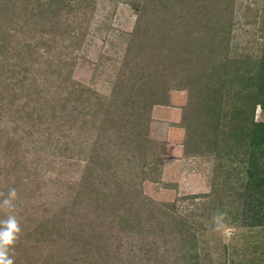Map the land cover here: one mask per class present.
Returning <instances> with one entry per match:
<instances>
[{"label": "trees", "instance_id": "obj_1", "mask_svg": "<svg viewBox=\"0 0 264 264\" xmlns=\"http://www.w3.org/2000/svg\"><path fill=\"white\" fill-rule=\"evenodd\" d=\"M100 1L0 0V99L4 86L12 95L0 103V193L19 194L15 264H201L198 227L213 224L217 191L173 202L144 193L167 160L166 143L149 137L153 111L172 90L188 91L177 125L185 157L228 159L240 197L226 220L263 228L264 121L255 115L264 105V20L262 53L240 59L231 48L237 0H114L135 13L131 32L96 27ZM97 33L117 54L100 55L87 85L74 69ZM115 37L127 41L122 51ZM109 63L103 94L97 76ZM38 145L85 162L81 179L59 183L51 199L50 162L31 157Z\"/></svg>", "mask_w": 264, "mask_h": 264}, {"label": "rangeland", "instance_id": "obj_2", "mask_svg": "<svg viewBox=\"0 0 264 264\" xmlns=\"http://www.w3.org/2000/svg\"><path fill=\"white\" fill-rule=\"evenodd\" d=\"M236 10L239 24L231 37L232 55L245 59L249 56H259L262 53V28L264 20V0H237ZM98 15L96 27H103L106 23L118 32H131L136 22L135 13L124 3L114 0H102L98 3ZM117 32V33H118ZM115 40L119 45V51L127 47V41ZM117 39V40H116ZM92 40V39H91ZM84 47L81 57L74 69V79L84 84H91L95 75V66L102 53H109L108 57L115 59L116 52L105 42L103 35L96 37ZM115 65V64H114ZM106 64V69L97 76V89L103 94H109L113 81V70L115 66ZM119 66V64H117ZM15 81V80H14ZM5 99L0 103L8 105L12 95L9 88ZM2 89V90H3ZM168 106H157L153 111V120L150 124L149 137L152 140L165 142L167 145L165 165L161 182H145L144 193L157 202H173L177 197L193 194H207L216 192V199L209 208L213 216L217 211L228 213L237 207L235 200L240 197L239 185L235 181L237 173L228 170V159H216L210 155H198L196 157H185L183 140L184 129L177 127L183 115V110L188 103V91L172 90L169 94ZM1 110V109H0ZM5 112V111H4ZM12 114L6 112L2 119L3 127L11 128L8 120ZM257 121H264V105L256 110ZM11 125V126H10ZM44 157L50 162L45 167L44 183L49 197L54 194L59 183L67 184L80 180L83 174L84 161L74 159H58L49 154L48 150H39V145L32 151L31 157ZM226 159V160H224ZM231 175V176H228ZM167 184L171 186L168 187ZM44 196L43 200H48ZM229 218V215L227 216ZM226 227L217 230L212 224L206 225L198 233L202 239V246L198 256L201 264H264V227L253 228L233 224L225 221ZM200 243V244H201ZM131 263H141L144 257H127Z\"/></svg>", "mask_w": 264, "mask_h": 264}, {"label": "clouds", "instance_id": "obj_3", "mask_svg": "<svg viewBox=\"0 0 264 264\" xmlns=\"http://www.w3.org/2000/svg\"><path fill=\"white\" fill-rule=\"evenodd\" d=\"M0 212L4 219H0V264H15V247L23 235L20 220L15 214L19 194L15 188H9L7 194L0 193ZM227 213L217 211L212 217V223L217 230L226 227Z\"/></svg>", "mask_w": 264, "mask_h": 264}]
</instances>
